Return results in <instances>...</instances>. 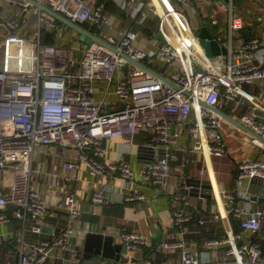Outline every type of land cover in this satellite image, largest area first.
I'll return each instance as SVG.
<instances>
[{"label": "built area", "instance_id": "1", "mask_svg": "<svg viewBox=\"0 0 264 264\" xmlns=\"http://www.w3.org/2000/svg\"><path fill=\"white\" fill-rule=\"evenodd\" d=\"M8 1L23 7V16L9 19L8 24L18 31L26 23H33L37 26L39 41L36 49L29 47L30 55L37 59L34 69L0 70V174L13 176L11 191H0L1 224L11 221L7 212L9 207L15 208L13 214L24 221L30 217L38 221L48 210L47 200L33 185L32 159L36 146H52L51 155L63 159L65 182L72 179L67 172L80 171L83 162L89 166L90 173L99 178L115 180L121 174L122 187L127 190L125 200L133 202L144 198L143 194L134 192L139 179L154 187H167L170 164L175 157L174 145L179 138L177 127H184L191 133L190 152L218 156L226 152L219 133L222 120L200 100L217 106L224 94L227 100L241 105L246 97L255 98L245 93L243 85L264 81V33L239 49H233L230 38L228 60L221 67L219 77L202 65L204 49L187 15L189 7L197 10V0H172L179 5L178 9L165 8L157 0H148V8L144 11L135 7V16L141 13L146 17L148 13H154L159 17L163 38L158 46L147 51L138 45L140 33L137 30H119L117 36L113 34L117 23L101 0H37L77 24L92 25L96 28L93 33L114 46L116 52L96 41L82 48L79 35L58 25L44 10L33 7L27 0ZM112 1L122 8L128 2ZM131 1L134 6L136 0ZM215 1L217 4H213L207 15L209 21L219 25L217 12H224L230 22L231 34L243 29L244 20L237 14L234 0ZM45 31L54 33L60 41L41 43ZM12 37L25 47L29 44L19 32H14ZM66 39L72 40L74 46L67 45ZM81 49L82 56L78 59L76 52ZM120 53L143 62L179 87L130 63ZM118 101L124 105L116 109ZM241 120L264 136V118L252 112ZM142 132H148L152 137L145 147L160 155L155 160L150 151L152 162L136 171L131 161L123 156L135 153V139ZM204 133L212 135L213 141L206 140ZM119 137L122 138L120 159L118 163L107 164L104 162L105 142ZM252 141L264 148L260 139L253 137ZM70 151L76 152L74 158H69ZM23 154L30 156L26 163L22 162ZM239 166L238 185L253 176L264 177V160H246ZM117 190L110 181L98 182L90 196L93 211L96 212L98 205L110 203V194ZM175 197L185 199L180 192ZM224 198L228 203L227 212L238 218L244 232L256 234L260 231L262 213H247L234 203L236 194L232 192H225ZM61 207L70 216L67 228L31 245L21 240L19 264H48L51 258L57 260L56 264H80L82 252L74 239H77L76 232L80 227L76 222L82 211L77 205L75 190L66 194ZM194 217L193 213L176 210L171 221L175 225H184ZM200 222L205 224L204 220ZM33 231L41 233L43 227L35 224ZM240 237L231 231L226 237L207 239L201 254L186 250L187 241L181 236L165 240L161 246L165 252L174 254L181 249L182 253L177 263L167 261L162 264H264L261 250L251 241L240 243ZM121 241L127 250L150 244L141 231L123 230ZM213 251H221L223 261L209 258ZM112 263L104 260L101 264ZM141 264L154 263L145 260Z\"/></svg>", "mask_w": 264, "mask_h": 264}, {"label": "crops", "instance_id": "2", "mask_svg": "<svg viewBox=\"0 0 264 264\" xmlns=\"http://www.w3.org/2000/svg\"><path fill=\"white\" fill-rule=\"evenodd\" d=\"M110 1L101 0V3L110 14L111 19L117 23V28L113 31L114 35L117 36L119 30H137L140 33L138 45L144 50L147 51L159 45L162 40L158 36L160 34L159 17L154 13H148L146 17H143L141 13L135 16L137 13L135 7L141 8L142 11L146 10L148 0H136L134 6L131 5L132 1L128 0L125 8L115 4L112 0ZM234 2L237 5V13L244 20V27L239 32L232 34L226 13L217 12L219 25H214L209 21L207 15L210 13L213 4H217L215 0H197V10L193 7H189L187 10L188 18L193 24L196 35H199L202 28L208 26L215 38L228 48L225 61L228 60L231 39L233 49H239L244 43L261 38L264 33V0H235ZM105 3L109 5L108 8ZM157 3L164 5L165 8H179V5L172 0H157ZM110 4L116 6L115 10L116 8L119 10L114 13L109 9ZM22 8L20 3L0 0V70H30L34 69L37 64L36 57L31 56V51L29 52V47L36 49L39 41L37 26L28 22L17 31L8 24L9 19L23 16ZM21 13L22 15H20ZM60 26L65 29L69 28L64 24ZM89 26L96 31L95 27ZM14 32H19L22 37L27 38L28 46L25 47L16 42L12 37ZM45 35L44 32L41 38L43 44H55L60 41L59 38H56L55 43L45 42ZM78 37L80 38V36ZM79 40L81 46L82 43L86 44L81 38ZM65 43L71 47L74 45L72 40L68 41V39L65 40ZM78 52H76V57L80 59L82 53ZM78 54L79 56H77ZM212 56L216 57L217 55ZM205 68L208 70L209 66H205ZM243 87L245 93L255 97L254 101L246 97L245 102L240 105L236 101L227 100L223 94L216 107L241 122L243 116L252 112L258 114L260 118H264V81L246 83ZM123 105V102L118 101L114 108L118 109ZM221 120L222 125L219 128V133L226 148L223 155L190 152L191 133L184 127H177L179 138L174 145L175 157L170 164L171 176L167 187H154L139 179L134 192L143 194L144 198H139L133 202L125 200L127 190L122 187L124 179L121 174H118L115 180H110L107 177L99 178L90 173L89 166L83 162L80 171L67 172L72 176V179L65 182L66 170L63 169V159L51 155L52 146H36V154L32 159L33 185L47 200L48 210L43 218L38 221L31 217L24 221L13 214L15 208L9 207L7 209L11 221L10 223H0V264H19L20 252L23 247L21 240H24V244L31 245L49 239L53 232L60 233L67 228L70 216L61 205L66 194L71 190L76 191L77 205L82 211V216L76 222L78 228L80 227L76 232L77 239H74V243L79 244L82 252L80 264H101L104 260L108 261L105 258L101 262H97L95 257L92 259L84 258V241L87 232L105 233L113 236L116 243L124 244L121 241L123 230L141 231L150 241L149 245H140L136 250H127L120 262L123 264H141L145 260H150L154 264H162L167 261L177 263L180 261L182 250L178 249L174 254L165 252L161 247L165 240H175L177 236H181L187 241L186 250L201 254L207 239L226 237L231 231L241 235L240 243L253 242L261 250V257L264 259V198L260 195L264 186L258 184L251 188L253 191L251 189V191H247L244 183L238 185L239 165L246 160H264V148L253 143L252 138L254 136L249 130L239 127L229 119L221 118ZM203 137L209 142L214 139L212 135L207 136L205 133ZM151 138L148 132L139 133L135 139V153L123 156L126 160L131 161L136 171H140L143 165L153 159L151 156L153 153L140 148L145 147ZM105 145L104 162L107 164L118 163L122 138L107 139ZM58 151L61 152L62 150L59 149ZM159 155V152L155 153V160ZM23 156L22 162L26 163L25 161L30 156L27 154H23ZM69 156V158H74L76 152L70 151ZM12 157L16 156L13 155ZM193 178L209 180L212 183L211 198L193 197L182 192L183 189L188 188L186 182ZM12 180V174H0V191L10 192ZM102 181H110L118 190L110 194V203L96 206V212H94L90 196L97 183ZM179 192L185 196L184 200L175 197V194ZM225 192L236 194L234 203L247 213L259 211L263 214L262 227L259 232L256 234L244 232L238 218L227 212L228 203L224 198ZM256 196L259 197L255 198ZM176 210L193 213L194 220L184 225H175L171 219ZM201 220H204L205 224H201ZM35 224L43 227L41 233L33 231ZM160 232H163V235L155 244L152 239ZM209 258L223 261L221 251L209 253ZM48 262V264L58 263L55 258L49 259ZM118 263L113 262L112 264Z\"/></svg>", "mask_w": 264, "mask_h": 264}, {"label": "water", "instance_id": "3", "mask_svg": "<svg viewBox=\"0 0 264 264\" xmlns=\"http://www.w3.org/2000/svg\"><path fill=\"white\" fill-rule=\"evenodd\" d=\"M31 5L34 7L40 8L42 11L44 10L49 15H51L56 21L60 22L61 24L66 25L70 29L74 30L80 38L86 42L87 45L91 44L92 41L101 42L114 50L117 51L114 46L109 44L108 42H105L101 37L97 36L95 33H93L90 29H88L84 24H77L73 21H71L69 18L64 16L63 14H59L56 11H54L51 7L41 4L37 0H27ZM161 39L163 38L161 34L158 35ZM199 40L200 44L204 49V53L202 54V65L209 66L208 70L212 73V75L219 77V73L221 72V67L223 66L225 60H226V54L228 48L222 45L218 39L215 38V36L210 31L209 27H204L199 32ZM122 57H124L126 60H128L132 64H137L143 69H146L149 73H151L153 76H157L161 78L164 82L174 85L177 88L179 85L175 83L173 80L171 81L168 77H165L160 72L153 70L152 68L145 65L143 62L139 60H134L128 55L124 53H120ZM212 55H217L216 57H213ZM201 104L207 108L208 110H211L212 112L218 114L221 118L229 119L233 123L237 124L239 127L244 128L246 130H249L254 137L260 139L264 142V136L261 135L259 132H257L255 129H252L248 127L247 125L243 124L240 120H237L233 118L230 114H227L226 112H223L218 107L213 105H208L205 101L200 100ZM143 150H149L153 153V156L155 155V151L152 149H149L148 147H140ZM153 160V159H152ZM152 162V161H149ZM245 187H247V191L253 188L254 186H257L258 184L264 186V177L261 176H253L248 179L245 183ZM186 186L188 188H185L182 190L185 194L191 195V196H202L204 198H211L212 197V189L213 185L209 180H203L201 178H193L186 182ZM253 191V189H251ZM250 190V191H251ZM259 195V194H258ZM261 197L264 198V188L262 193H260ZM259 196H256L255 198H258ZM163 235V232H160L156 237L152 239L155 244L158 243L159 239ZM84 258L86 259H92L96 256H100L103 259H107L109 263L112 262H121L123 254L127 252V247L123 243H116L113 236L105 234V233H97V232H87L85 236L84 241Z\"/></svg>", "mask_w": 264, "mask_h": 264}, {"label": "trees", "instance_id": "4", "mask_svg": "<svg viewBox=\"0 0 264 264\" xmlns=\"http://www.w3.org/2000/svg\"><path fill=\"white\" fill-rule=\"evenodd\" d=\"M110 1V0H109ZM235 1V0H234ZM111 2V1H110ZM236 4V3H235ZM105 5L107 6V8H108V4H106L105 3ZM114 6V7H113ZM111 7V8H110ZM110 7H109V9H111L114 13H116L118 10H119V8H116V10H115V5H112V4H110ZM235 7L237 8V5H235ZM238 12V11H237ZM57 23L59 24V25H62L60 22H58L57 21ZM87 28H89V29H91L92 31H94L95 32V30H94V28H91L88 24H84ZM45 33H46V37H44V41L45 42H56L57 41V39H56V36H55V34L54 33H51V32H49V31H45Z\"/></svg>", "mask_w": 264, "mask_h": 264}, {"label": "rangeland", "instance_id": "5", "mask_svg": "<svg viewBox=\"0 0 264 264\" xmlns=\"http://www.w3.org/2000/svg\"><path fill=\"white\" fill-rule=\"evenodd\" d=\"M238 14V13H237ZM238 15H240V14H238ZM241 16V15H240ZM243 19V18H242ZM219 27V26H218ZM225 29H226V27H225ZM225 29L223 28V31H224V33H225ZM225 35V34H224ZM68 45V44H67ZM87 44H84V43H82V46H81V42H80V44H79V46H81L82 48H84L85 46H86ZM74 46V45H73ZM80 53H82L83 52V50L81 49V51H79ZM78 52V53H79ZM77 56H79V54L77 55ZM95 260L97 261V262H101L102 260H103V258L102 257H100V256H96L95 257Z\"/></svg>", "mask_w": 264, "mask_h": 264}]
</instances>
